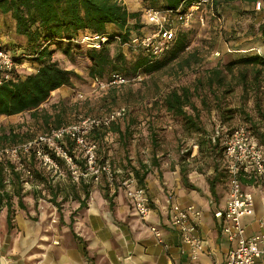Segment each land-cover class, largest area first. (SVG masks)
I'll use <instances>...</instances> for the list:
<instances>
[{
  "label": "trees",
  "instance_id": "1",
  "mask_svg": "<svg viewBox=\"0 0 264 264\" xmlns=\"http://www.w3.org/2000/svg\"><path fill=\"white\" fill-rule=\"evenodd\" d=\"M195 1L142 0L147 7L170 11H175L182 5L188 8ZM260 1L264 4V0ZM262 10L264 11V8ZM2 18H10L20 41L7 43L5 46L0 44V49L10 52L16 65L23 64L29 59L38 65V69L31 74L23 75L15 68L11 80L0 84V117L30 113L33 119L38 120L40 107L49 101L53 92L63 87L74 88L75 80L82 79V76L75 70L62 66L60 60L56 58L59 53L73 63L79 57L85 59L88 77L92 80L110 83L113 76L119 74L127 81L120 85H112V88L131 83L137 76L144 77L145 81V78L152 77L170 65H175L180 71L192 67L189 58L194 57V54L190 57L183 55L193 41V26L180 27L170 49L160 58L154 57L146 50L135 52L124 46L132 36L142 35L147 29L143 10L130 9L127 0H0V20ZM111 26H114L115 30L111 29ZM260 31L264 37V22L260 25ZM85 34H103L108 40L98 50L76 42ZM112 46H116L115 51ZM236 69H240L239 74H235ZM228 74L232 76L230 81H227ZM239 86L242 89L240 108H227L231 104L229 97ZM250 98L255 101L257 117L246 108ZM195 99L201 101L202 108L197 105ZM213 108L218 111L221 119V125L214 130V134L209 132L202 119L203 109L211 111ZM157 109L164 110L168 115L180 120L184 132L197 139L200 155L213 159L214 171L209 178V185L212 193L216 194L217 186L228 181L224 143L234 130L221 132L224 125L231 123L236 115L241 113L249 123L246 128L250 135L264 149V54L245 55L223 65L219 63L213 68H206L195 79L193 87L172 88L152 100V105L147 107L149 114L146 118ZM64 113L65 111L42 114L46 125L50 124V120L55 123V127L47 128L42 135L50 133L53 129L68 126L63 124ZM152 119L153 116L148 120L150 127ZM137 123L138 120L128 115L127 111L123 119L113 122L110 126L95 128L89 134L88 140L97 143L99 157L106 159L108 156L106 153L103 155L101 151L105 136L113 132L119 136L123 146L127 147L133 135L132 128ZM18 139L21 143H18ZM34 140L28 132L20 134L14 129H10L9 132L4 128L0 129V148ZM151 140L156 149L158 133L154 128H151ZM58 144L82 170H85V159L70 137L58 140ZM44 148L59 168L68 167L69 174L75 182L66 160L49 146ZM37 161L44 164L37 157L36 147L31 148L28 154L20 152L17 159L8 156L0 158V211L2 209L7 211L9 229L14 227L17 208L28 211V206L24 202L27 182L37 180L45 187L49 185L53 195L51 202L59 206L56 201L60 186L52 185L51 180H48L42 171L34 169ZM223 163L224 168H221ZM21 165L30 169L31 178L26 177L25 172L20 169ZM122 166L123 177H133L138 185L145 187V179L149 174L147 164L140 163L137 167L129 161ZM152 166H159L154 157ZM181 173L185 184L195 189L189 184L187 170L182 168ZM243 181L245 185H251V182L245 179ZM75 183L82 185L87 199L90 183L85 179Z\"/></svg>",
  "mask_w": 264,
  "mask_h": 264
},
{
  "label": "rangeland",
  "instance_id": "2",
  "mask_svg": "<svg viewBox=\"0 0 264 264\" xmlns=\"http://www.w3.org/2000/svg\"><path fill=\"white\" fill-rule=\"evenodd\" d=\"M127 2L130 9L143 10L147 7L142 0H127ZM204 15L206 24L202 26L197 21L193 25V41L183 55V57H190L191 54H194V57L189 58L191 68L180 71L175 65H170L152 77L145 78V81H143V77L142 80H131V83L112 88L108 82L92 80L88 77L85 59L79 57L73 63L69 58L59 53L56 58L60 60L61 65L67 69L75 70L82 76V79L75 80L74 88L63 87L53 92L49 101L40 107L38 120L33 119L30 113L12 117L3 116L0 117V129L4 128L6 132L14 129L20 134L28 132L30 137L36 139L46 132L47 128L55 127L54 121L51 120L49 125L45 124V118L42 115L45 112L55 114V112L65 111L63 124L72 125L85 118H102L112 111L125 107L128 115L134 116L138 123L132 128L133 135L129 139L127 147L123 146L119 136L114 133L111 149L103 144L102 150L105 148L106 155L109 154V151L113 154L107 155L108 158H113V162L120 159L122 164H126V158H128L131 162H136L137 166H140L141 162L152 166L154 157L159 163V166H152L154 170H157V167L167 169L177 165L186 169L188 175L197 174L210 188L209 178L214 171L213 159L200 155L199 150L196 149L197 139L184 132L182 122L160 109L154 110L150 115V117L153 116L152 127L148 123L150 117L146 118L149 114L147 107L152 105V100L172 88L193 87L195 79L206 68H213L219 63L223 65L245 55L264 54V37L260 31V25L264 22V11L256 14L248 0H211ZM19 41L20 38L15 34L10 18H2L0 20V44L5 46L7 43ZM112 49L115 51L116 46H112ZM198 60H200L199 63H197ZM16 69L23 75L31 74L38 69V65L26 59L23 64L17 65ZM239 70L236 69L235 74H239ZM231 79L232 76L228 74L227 81ZM241 93L242 89L239 86L229 97L228 100L231 104L227 108H240ZM195 100L197 105L202 108L201 101ZM246 104L248 111L257 117L254 99L250 98ZM202 119L205 127L212 134L221 125L220 115L214 108L211 111L203 109ZM239 126H249L241 113L237 114L231 123L224 125L221 132ZM151 128H154L158 133L156 149L151 140ZM18 143H21L20 139H18ZM11 146L16 145L6 147ZM195 150H198L196 156L193 155ZM223 166L224 163L221 164V168H224ZM34 169L42 171L44 176L51 180L52 185L60 186L56 201L59 206L51 202L53 195L49 185L45 187L41 182L33 180L28 185L25 184L24 202L28 206V211L25 213L27 215L39 214L44 211L45 205H49L48 203L54 206L55 213L59 215L72 210V206L67 207L66 202L70 201L69 197L75 198L77 187L82 188V186L72 180L68 167L55 170L37 161ZM227 191V182L218 185L217 196L214 200L220 202ZM63 193L69 195L68 198H64ZM33 200H36V203ZM72 201L70 202L72 203ZM23 211L17 208L16 216Z\"/></svg>",
  "mask_w": 264,
  "mask_h": 264
},
{
  "label": "crops",
  "instance_id": "3",
  "mask_svg": "<svg viewBox=\"0 0 264 264\" xmlns=\"http://www.w3.org/2000/svg\"><path fill=\"white\" fill-rule=\"evenodd\" d=\"M257 1L248 0L256 14L263 11L256 10ZM110 28L115 30L114 26ZM112 142L113 132H110L102 144L111 149ZM101 151L103 155L107 153L105 148ZM197 154L198 150H195L193 155ZM107 155L113 154L109 151ZM109 159L113 162V158ZM129 161L127 158L126 163ZM131 163L137 166L136 162ZM113 164L123 173L122 160ZM147 165L149 174L145 188L151 197L153 212L146 221L138 218L120 183L111 186L105 179L100 182L86 180L90 183L87 199L79 186L75 198L69 199V195L63 193L64 198L73 200L66 202L67 207L72 206L68 213L56 214L54 206L48 203L39 214L19 213L14 219V227L9 229L7 211L2 209L0 256L7 259V264H197L186 250L182 233L171 223L174 204H195L203 211L196 230L203 240L200 262L223 263L236 247V243L228 241L223 234L224 220L215 217L218 210L225 208L228 191L218 202L214 200L217 192L213 194L197 174L187 175L193 189L185 184L182 168L177 165L167 169L157 167V170ZM246 186L254 194V207L244 216L243 223L247 236H252L264 231V194L262 185ZM151 225L162 230L163 243L157 241L150 230ZM258 264H264V261L259 260Z\"/></svg>",
  "mask_w": 264,
  "mask_h": 264
},
{
  "label": "built area",
  "instance_id": "4",
  "mask_svg": "<svg viewBox=\"0 0 264 264\" xmlns=\"http://www.w3.org/2000/svg\"><path fill=\"white\" fill-rule=\"evenodd\" d=\"M210 2L211 0H196L190 7L186 8L182 5L175 11L144 8L146 31L142 35L132 36L124 46L135 52L146 50L154 57L160 58L170 49L180 27L190 28L197 21L202 26L206 24L204 10ZM255 7L256 10L261 11L264 4L259 0ZM107 40L108 37L103 34H85L76 42L99 50ZM117 40L121 41L119 38ZM16 66L11 53L0 49V84L11 80ZM142 79V76H137L133 80ZM126 82L122 76L116 74L109 85ZM126 114L127 109L122 107L102 118H85L75 124L53 129L34 141L0 148V158L8 156L17 159L20 152L28 154L31 148L36 147L38 159L50 168L59 170V165L45 152L44 147L49 146L66 160L75 181L85 179L100 182L105 179L111 186L120 183L138 218L146 221L153 212L152 200L147 189L138 185L133 177H121L123 173L115 168L111 159L99 157L97 143L88 140L89 134L95 128L110 126L113 122L123 119ZM64 137H70L75 142L78 151L85 159V170H82L69 153L58 144V140ZM224 144L228 172V201L224 209L215 213V217L224 220L223 234L228 241L235 242L236 247L229 252L228 258L221 264H258L259 260L264 261V231L247 236L243 218L253 211L254 194L243 180L251 182L252 185H262L264 194V149L257 144L245 126L235 128L227 136ZM20 169L25 172L26 177H32L28 167L21 165ZM202 217V209L195 204L188 206L174 204L171 208V223L182 233L186 250L197 264H203L200 262L203 240L196 234ZM262 221L264 225V216ZM150 230L157 241L163 243L162 230L155 225H151Z\"/></svg>",
  "mask_w": 264,
  "mask_h": 264
},
{
  "label": "water",
  "instance_id": "5",
  "mask_svg": "<svg viewBox=\"0 0 264 264\" xmlns=\"http://www.w3.org/2000/svg\"><path fill=\"white\" fill-rule=\"evenodd\" d=\"M0 264H7V259L0 256Z\"/></svg>",
  "mask_w": 264,
  "mask_h": 264
}]
</instances>
